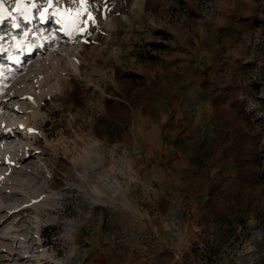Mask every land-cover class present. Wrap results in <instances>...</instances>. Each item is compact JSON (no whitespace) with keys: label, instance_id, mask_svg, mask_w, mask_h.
Here are the masks:
<instances>
[{"label":"rangeland","instance_id":"374dc122","mask_svg":"<svg viewBox=\"0 0 264 264\" xmlns=\"http://www.w3.org/2000/svg\"><path fill=\"white\" fill-rule=\"evenodd\" d=\"M1 47L0 264H264V0H0Z\"/></svg>","mask_w":264,"mask_h":264},{"label":"crops","instance_id":"0c3cea01","mask_svg":"<svg viewBox=\"0 0 264 264\" xmlns=\"http://www.w3.org/2000/svg\"><path fill=\"white\" fill-rule=\"evenodd\" d=\"M204 110L203 107H200L194 112L185 111L181 113V116L186 115L185 121L181 123H160V138L156 140L160 153L157 154L155 159L156 164L154 165L153 163L152 165V167L155 166L152 177L144 178L145 181H142V184L151 188L154 186L156 188L160 187V191H163V193L166 187L175 185L170 172L174 170L178 162H187L183 158L187 160L195 156L194 154H190L187 149L184 150L182 145H189L193 140H197L198 145L205 142L204 129L200 128V125L196 122L197 117H200ZM191 113H193L194 117L190 116ZM177 115L173 116L176 118Z\"/></svg>","mask_w":264,"mask_h":264},{"label":"bare ground","instance_id":"6f19581e","mask_svg":"<svg viewBox=\"0 0 264 264\" xmlns=\"http://www.w3.org/2000/svg\"><path fill=\"white\" fill-rule=\"evenodd\" d=\"M29 33L30 32H27V33H23L21 34V36H19L18 39H16V41H20L21 43H25V44H30V41L29 40ZM46 32L42 31L41 32V37L43 36V38H48L50 37L49 35H51V33H49L47 36H45ZM48 33V32H47ZM42 43H44V41H41ZM32 43V42H31ZM21 46V45H20ZM21 50L22 48H19V50H15L14 53H13V57H9L7 58L8 59H17L18 62L19 60L24 56L22 53H21ZM34 50H36V48H34ZM43 52L42 54H39L40 55V58L43 57V54L45 53V48H42L41 49ZM5 51L7 52V50H5L3 47L0 48V57L2 55H4ZM34 58V56H33ZM7 61H4L1 66V70H2V67L4 68L5 66V69L6 68H9L11 70V67L9 65L6 64ZM7 70V69H6ZM14 71L16 70L15 68L13 69ZM8 71V70H7ZM15 77V76H14ZM13 77L12 80H15V78ZM6 86L5 83H1V87L4 88ZM19 94H16L15 90H9L7 92H3L2 95L0 94V104H3L6 100L8 99H11L12 97L14 96H18ZM20 96V95H19ZM19 126V125H18ZM17 125H10L8 128H4V129H0V141H2L3 143L5 142H13L15 139H17L18 135H20V127L22 128L23 127V122H20V127H19V130H18V127ZM17 128V129H16ZM18 155V154H17ZM3 162L2 159H0V163Z\"/></svg>","mask_w":264,"mask_h":264},{"label":"snow or ice","instance_id":"6c2138e0","mask_svg":"<svg viewBox=\"0 0 264 264\" xmlns=\"http://www.w3.org/2000/svg\"><path fill=\"white\" fill-rule=\"evenodd\" d=\"M18 3H19V0H18Z\"/></svg>","mask_w":264,"mask_h":264}]
</instances>
